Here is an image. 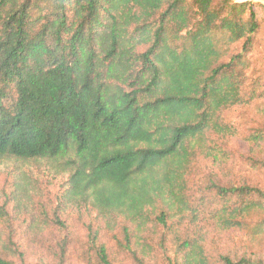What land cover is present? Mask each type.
<instances>
[{
	"label": "trees",
	"instance_id": "obj_1",
	"mask_svg": "<svg viewBox=\"0 0 264 264\" xmlns=\"http://www.w3.org/2000/svg\"><path fill=\"white\" fill-rule=\"evenodd\" d=\"M258 30L249 2L0 0V164L42 161L63 180L49 222L63 231L56 211L93 210L112 230L122 219L140 239L152 222L211 210L221 230L259 237L264 219L249 221L264 214L256 180H209L197 196L190 186L199 161L234 158L227 141L241 135L222 114L264 101V80L246 61ZM240 41L222 62L221 46ZM242 139L250 154L238 159L264 172L255 156L264 128ZM29 180L18 177L8 199L19 214L40 193ZM196 245L184 263L208 264ZM0 264L25 263L0 256Z\"/></svg>",
	"mask_w": 264,
	"mask_h": 264
},
{
	"label": "rangeland",
	"instance_id": "obj_2",
	"mask_svg": "<svg viewBox=\"0 0 264 264\" xmlns=\"http://www.w3.org/2000/svg\"><path fill=\"white\" fill-rule=\"evenodd\" d=\"M231 1L253 4L259 30L253 49L246 56L247 72L264 80V0ZM241 45L242 41L230 46L222 45L221 61L235 55ZM222 119L241 135L227 141L234 158L225 163L215 159L199 161L190 184L194 196L198 195V188L209 180L225 183L245 178L256 180L264 187V172L249 170L238 159L250 154V147L242 136L251 129L264 128V101L231 108L222 114ZM255 156L264 160V144ZM48 168L42 161L0 164V205L7 206V217L1 226L0 256L14 263L102 264L99 250L103 247L111 264H185L194 242L202 249L208 264H221L223 257L264 259L263 233L251 239L242 232L221 230L211 219V210H198L195 220L190 216L176 218L168 220L165 226L152 222L140 233V239L135 238L133 226L122 219L112 230L93 210L56 211V218L66 227L63 231L60 226L49 223L54 219V206L63 180L51 176ZM22 175H28L40 193L35 197L32 209L19 214L15 203H9L8 199ZM260 219H264V214H253L249 221L255 225Z\"/></svg>",
	"mask_w": 264,
	"mask_h": 264
}]
</instances>
